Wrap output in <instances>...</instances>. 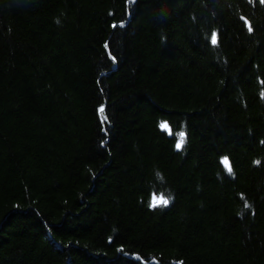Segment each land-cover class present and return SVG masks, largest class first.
I'll use <instances>...</instances> for the list:
<instances>
[{
    "label": "trees",
    "instance_id": "trees-1",
    "mask_svg": "<svg viewBox=\"0 0 264 264\" xmlns=\"http://www.w3.org/2000/svg\"><path fill=\"white\" fill-rule=\"evenodd\" d=\"M262 93L260 0H0V264H264Z\"/></svg>",
    "mask_w": 264,
    "mask_h": 264
},
{
    "label": "snow or ice",
    "instance_id": "snow-or-ice-1",
    "mask_svg": "<svg viewBox=\"0 0 264 264\" xmlns=\"http://www.w3.org/2000/svg\"><path fill=\"white\" fill-rule=\"evenodd\" d=\"M260 3L264 4V0H260ZM248 31L249 32L252 31V26L250 24L248 25ZM211 42H212L213 45H216L218 43L217 35L215 33L211 37ZM262 96H264V93H262ZM99 112L101 114H103L105 112V109L103 107H101L99 109ZM104 119L107 120V117L105 116ZM160 126H161L162 129L169 131V134H171V130H170L169 124L167 122L162 123ZM185 143H186V133L181 132V133H179V141L176 144L177 150H182L184 145H185ZM222 162H223L227 172L230 175H232L233 170H232V167H231V164H230L228 158L227 157L223 158ZM256 163H259V161H256ZM169 203H170V199L169 198H165L164 196H161L159 198L153 197L150 206L152 208H156V207H159V206H167ZM246 207H247V205H246Z\"/></svg>",
    "mask_w": 264,
    "mask_h": 264
}]
</instances>
